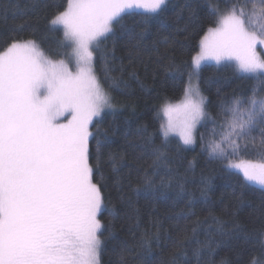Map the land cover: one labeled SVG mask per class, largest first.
<instances>
[{"label":"snow or ice","instance_id":"obj_1","mask_svg":"<svg viewBox=\"0 0 264 264\" xmlns=\"http://www.w3.org/2000/svg\"><path fill=\"white\" fill-rule=\"evenodd\" d=\"M165 3L66 0L50 24L62 29V47L71 49L70 56L53 60L33 39L13 37L0 47V264H100L105 197L96 181L98 126L115 105L96 75L94 54L125 14H157ZM258 45L264 47V0H230L200 40L180 101L163 100V140L156 144L146 127L140 132L152 167L167 165L171 135L192 147L198 125L212 118L207 98L192 83L201 62L234 60L237 71L258 86L219 106L222 119L210 130L208 151L245 182L264 188V56ZM172 69L180 72L173 63L166 74ZM249 151L258 159L237 162ZM144 183L154 181L145 174ZM258 251L264 256V239Z\"/></svg>","mask_w":264,"mask_h":264},{"label":"trees","instance_id":"obj_2","mask_svg":"<svg viewBox=\"0 0 264 264\" xmlns=\"http://www.w3.org/2000/svg\"><path fill=\"white\" fill-rule=\"evenodd\" d=\"M65 4L0 0V47L13 37L33 39L53 60L70 56L71 49L62 47V29L50 24ZM229 4L169 0L157 14H125L94 54L96 75L115 105L98 126L96 181L105 197L100 264H264L258 251L264 239V189L245 182L208 151L210 130L222 119L219 106L247 94L256 81L232 63L204 65L198 81L212 118L198 128L196 144L188 148L169 138L167 165L158 168L141 150L145 127L156 144L163 140L157 115L163 100L180 101L200 40ZM173 63L180 72L166 74ZM91 147L95 152V142ZM241 159L258 156L249 151L236 158ZM145 174L152 186L144 183Z\"/></svg>","mask_w":264,"mask_h":264},{"label":"rangeland","instance_id":"obj_3","mask_svg":"<svg viewBox=\"0 0 264 264\" xmlns=\"http://www.w3.org/2000/svg\"><path fill=\"white\" fill-rule=\"evenodd\" d=\"M169 0H166V3L168 2ZM165 3V4H166ZM134 12H143L142 10H138V11H134ZM200 51V50H199ZM257 51L259 52V53H261V55L262 56H264V47H261V46H259L258 45V47H257ZM199 53V52H198ZM70 55H71V52H70ZM224 63H232V64H234L235 66H236V62L233 60V61H222L220 64H224ZM207 64H217L214 60H206V61H202L201 62V67H203L204 65H207ZM201 69V68H200ZM192 83H193V85H199V81H198V77H196V76H194L193 77V80H192ZM199 89H200V85H199ZM200 92H201V94L203 95V93H202V91H201V89H200ZM204 96V95H203ZM205 97V96H204ZM179 102V101H178ZM178 102H176V103H178ZM159 115H160V119H161V121H165L166 120V118L163 116V113H162V111H161V109H160V113H159ZM202 125V124H201ZM201 125H198V127H197V130H198V128L201 126ZM196 134H197V131H196ZM169 138H175V139H177V140H179V136H177V135H171ZM193 147V146H192ZM188 148H191V147H188ZM238 162V161H237ZM229 170H231V171H234V172H236V173H239V171L238 170H236V169H230V168H228ZM241 176H242V174L241 173H239ZM243 177V176H242ZM251 185H254V186H257V187H260V186H258V185H255V184H251ZM261 188V187H260ZM264 189V188H263Z\"/></svg>","mask_w":264,"mask_h":264}]
</instances>
